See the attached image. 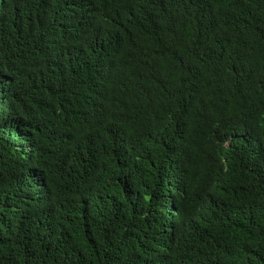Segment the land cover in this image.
Instances as JSON below:
<instances>
[{
  "label": "trees",
  "instance_id": "16d2710c",
  "mask_svg": "<svg viewBox=\"0 0 264 264\" xmlns=\"http://www.w3.org/2000/svg\"><path fill=\"white\" fill-rule=\"evenodd\" d=\"M0 264H264V0H0Z\"/></svg>",
  "mask_w": 264,
  "mask_h": 264
}]
</instances>
